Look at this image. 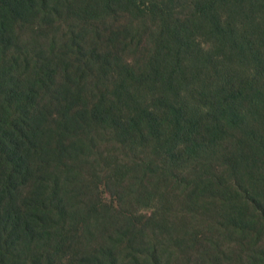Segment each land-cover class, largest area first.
I'll return each mask as SVG.
<instances>
[{"label": "rangeland", "instance_id": "rangeland-1", "mask_svg": "<svg viewBox=\"0 0 264 264\" xmlns=\"http://www.w3.org/2000/svg\"><path fill=\"white\" fill-rule=\"evenodd\" d=\"M30 12L10 51L27 57L24 84L39 81L42 122L15 199L24 224L0 226V264H264V0H51L48 15ZM125 62L150 75L131 94L116 90ZM241 87L237 117L219 124ZM152 93L169 119L132 127ZM63 96L76 101L66 109Z\"/></svg>", "mask_w": 264, "mask_h": 264}, {"label": "trees", "instance_id": "trees-1", "mask_svg": "<svg viewBox=\"0 0 264 264\" xmlns=\"http://www.w3.org/2000/svg\"><path fill=\"white\" fill-rule=\"evenodd\" d=\"M50 1L0 0V226L10 225L11 232L14 233H21L19 229L24 224L23 212L21 207L17 206L15 199L18 188L25 183L29 176L30 158L36 152V144L33 145V140L37 131L34 130L32 123H41L42 120L37 119L34 114L41 95V88L38 87L39 81L34 77L33 81L26 80V85L24 84L18 70L23 64L26 65V70L28 60L27 57L20 60L19 55L16 56L14 52L10 51L11 37L15 22L17 20L18 22H24L25 18H28L31 14L30 10L35 6L38 5L41 14L48 15ZM123 64L121 72L118 74L119 84L116 86V90H120L121 94L124 92L131 94L130 82L132 84H139L145 80V82H148L150 75L147 72L137 73L140 70L129 62ZM40 68L46 75L51 77V80L54 79L56 69L53 68L52 60L45 61ZM47 68L49 70L45 72ZM231 94L224 99L223 106H219L218 114L221 118L218 121L221 125L229 120L228 115L231 116L232 121L234 117H237L235 114L237 106L235 104L238 105V101L242 97V87L237 90L233 89ZM262 96H264L263 72L260 74V100L263 99H261ZM132 99L135 102L137 101V98ZM62 101L66 102L62 106L67 109V106L74 104L76 99L73 100L68 96H63ZM155 102L156 94L152 93L147 102L141 103L139 109L135 108L132 127H141L144 120L147 121V127L152 132L163 126L165 121L169 119V115L167 114L163 118V116L157 114L158 111L154 107ZM170 110V114L174 118V124L181 126L183 119H185V110L175 104H171ZM222 118H224L223 121ZM186 127L187 125L185 129ZM183 128L184 126L180 129V134L185 132ZM31 219L27 227L30 230Z\"/></svg>", "mask_w": 264, "mask_h": 264}]
</instances>
